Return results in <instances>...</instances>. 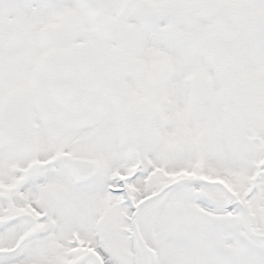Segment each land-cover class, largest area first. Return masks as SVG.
I'll return each mask as SVG.
<instances>
[{
    "label": "snow or ice",
    "instance_id": "6c2138e0",
    "mask_svg": "<svg viewBox=\"0 0 264 264\" xmlns=\"http://www.w3.org/2000/svg\"><path fill=\"white\" fill-rule=\"evenodd\" d=\"M0 264H264V0H0Z\"/></svg>",
    "mask_w": 264,
    "mask_h": 264
}]
</instances>
